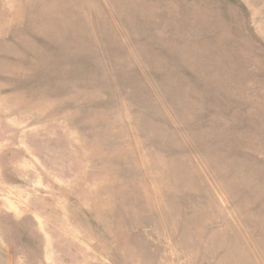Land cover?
<instances>
[{"label": "rangeland", "instance_id": "obj_1", "mask_svg": "<svg viewBox=\"0 0 264 264\" xmlns=\"http://www.w3.org/2000/svg\"><path fill=\"white\" fill-rule=\"evenodd\" d=\"M0 264H264V0H0Z\"/></svg>", "mask_w": 264, "mask_h": 264}]
</instances>
